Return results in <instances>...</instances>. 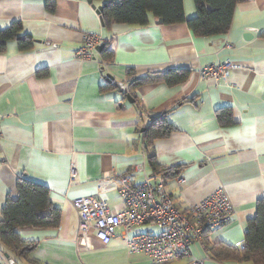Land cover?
<instances>
[{
	"label": "crops",
	"instance_id": "1",
	"mask_svg": "<svg viewBox=\"0 0 264 264\" xmlns=\"http://www.w3.org/2000/svg\"><path fill=\"white\" fill-rule=\"evenodd\" d=\"M48 5L51 10L45 0H0V30L19 21L20 36L27 33L33 40L28 50L11 40L0 53V211L15 182L25 178L45 185L61 212L56 228L17 230L22 240L37 242L31 253L35 264H151L128 251L120 229L108 244L92 235L82 243L71 201L92 196L106 200L111 212L121 210L118 179L143 181L144 175L133 171L139 163L149 182L158 181L147 166L143 133L162 112L174 129L153 142L156 161L181 166L185 180L166 181L173 202L184 210L221 189L232 218L202 241L208 256L219 242L241 249L256 202L264 198V0L238 3L227 33L209 37L194 35L185 22L113 24L105 30L85 0H48ZM183 9L185 18L193 16L192 0H183ZM86 31L110 38L108 63L102 65L101 49L89 59H75ZM222 61L238 65L226 81L200 77V68ZM169 70L187 75L173 85L159 79L132 88L131 102L108 88L105 77L109 73L126 84ZM223 108L231 122L218 121L216 112ZM157 230L147 225L136 231ZM1 250L0 244L12 264L15 256ZM191 252L190 259L205 256L196 242ZM203 264L252 263L209 257Z\"/></svg>",
	"mask_w": 264,
	"mask_h": 264
},
{
	"label": "trees",
	"instance_id": "2",
	"mask_svg": "<svg viewBox=\"0 0 264 264\" xmlns=\"http://www.w3.org/2000/svg\"><path fill=\"white\" fill-rule=\"evenodd\" d=\"M103 7L100 12L102 27L109 30L113 24H122L130 28L146 26L151 21L154 24H175L185 22L186 26L196 36L209 37L227 33L233 18L235 6L245 0H192L195 13L190 18H185L183 0H92ZM47 9L52 8L45 0ZM153 19V20H152ZM22 32L19 21L12 22L8 27L0 30V53L6 44L16 40L20 50H28L32 47L33 40L30 34H24V39H18ZM107 44V43H106ZM106 44L100 50L103 55L102 65L112 58V50L106 48ZM131 68L127 70V76L131 74ZM187 75L185 70H169L162 75H147L141 78L126 79L125 86L130 90L145 83H151L159 79L168 85L182 82ZM163 77V78H160ZM107 78V77H106ZM107 85L101 90L116 87L111 79L107 78ZM122 96L124 92H120ZM131 94V93H130ZM216 117L221 124L231 122L230 111L223 108L216 112ZM225 120V121H224ZM174 129L166 120L164 112L151 117L144 135L145 149L147 152V166L152 174L158 175L164 185L179 174L182 167H165L156 161L153 142L156 139L166 138ZM60 209L55 207L50 200L48 188L39 183L25 178L18 179L14 184L13 194H9L0 211V244L3 252L26 260L28 264H35L31 253L37 247L35 241L22 240L18 229H52L59 225ZM207 233V232H206ZM204 233V235L206 234ZM209 257L218 259H234L247 261L252 264H264V198L256 202L255 216L247 223L244 233V244L241 249L229 246L222 242L209 247ZM169 264V263H166Z\"/></svg>",
	"mask_w": 264,
	"mask_h": 264
},
{
	"label": "built area",
	"instance_id": "3",
	"mask_svg": "<svg viewBox=\"0 0 264 264\" xmlns=\"http://www.w3.org/2000/svg\"><path fill=\"white\" fill-rule=\"evenodd\" d=\"M109 37L94 31L82 35L80 46L75 50L77 60L89 59L96 46L106 44ZM238 65L229 61L216 62L199 69L203 80L226 81L229 72ZM135 173L143 174L144 180L134 182L129 176H122L117 185V193L122 201V209L111 212L106 200L92 196H82L71 201L76 212L77 234L83 243L91 233L97 240L108 243L117 229L131 253L143 254L151 264H166L187 258L188 264H203L209 259L203 244L204 233L228 223L233 208L227 195L215 190L198 203L181 210L173 202L161 178L149 182L142 163L134 166ZM173 180L182 185L185 180L180 174ZM157 226L156 232H137L142 226ZM199 243L204 250L203 258H193L191 244Z\"/></svg>",
	"mask_w": 264,
	"mask_h": 264
},
{
	"label": "water",
	"instance_id": "4",
	"mask_svg": "<svg viewBox=\"0 0 264 264\" xmlns=\"http://www.w3.org/2000/svg\"><path fill=\"white\" fill-rule=\"evenodd\" d=\"M85 1H86L88 4H90L91 7L95 10L96 14L99 16V20H100L101 25H102V19H101V17H100V12H101L103 6H102V5H95L94 3H92V0H85ZM18 39H24V36H20V37H18ZM103 47H104L103 44L98 45V46H96L95 50L98 51V50L102 49ZM105 77L111 79V81H112L113 85L116 87V89H117L119 92H124V93H125V98H126L129 102H131L130 94L128 93V89H127V87L125 86L124 83H121V82H117V81H115V80L113 79V76H112L111 74H109V73L105 74ZM6 256H8V255L6 254Z\"/></svg>",
	"mask_w": 264,
	"mask_h": 264
},
{
	"label": "rangeland",
	"instance_id": "5",
	"mask_svg": "<svg viewBox=\"0 0 264 264\" xmlns=\"http://www.w3.org/2000/svg\"><path fill=\"white\" fill-rule=\"evenodd\" d=\"M76 59V58H75ZM77 60V59H76ZM83 60H85V59H83ZM80 61H82V60H80ZM223 62V61H222ZM212 64V63H211ZM180 174V173H179ZM181 210H183V209H181ZM142 227H144V226H142ZM138 229H140V228H138ZM141 231V230H140ZM84 246H88L87 244H84ZM5 255V254H4ZM4 255L3 254H1L0 253V264H10L9 263V260L8 259H6L5 257H4ZM209 257V256H208ZM12 259V261H13V263L12 264H28L27 262H26V260H24V259H22V258H19V257H12L11 258ZM176 261V260H175ZM173 262V261H172ZM171 263V262H170Z\"/></svg>",
	"mask_w": 264,
	"mask_h": 264
},
{
	"label": "bare ground",
	"instance_id": "6",
	"mask_svg": "<svg viewBox=\"0 0 264 264\" xmlns=\"http://www.w3.org/2000/svg\"><path fill=\"white\" fill-rule=\"evenodd\" d=\"M139 164H140V163H139ZM136 165H137V164H136ZM136 165H135V166H136ZM133 168H134V166H133ZM119 180H120V178L118 179L117 185H118V183H119ZM117 192H118V191H117ZM172 200H173V199H172ZM77 227H78V226H77ZM89 235H92V234L90 233ZM89 235H88V236H89ZM92 236H93V235H92ZM114 236H115V234H114ZM114 236H113V237H114ZM93 237H94V236H93ZM113 237H112V238H113ZM94 238H95V237H94ZM112 238H111V239H112ZM95 239H96V238H95ZM111 239H110V241H111ZM96 240H97V239H96ZM98 241H99V240H98ZM110 241H109V242H110ZM99 242H101V241H99ZM109 242H108V243H109ZM101 243H102V244H108V243H103V242H101ZM123 243H124V242H123Z\"/></svg>",
	"mask_w": 264,
	"mask_h": 264
}]
</instances>
